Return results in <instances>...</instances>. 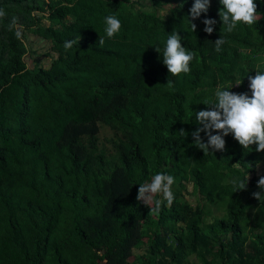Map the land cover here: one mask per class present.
Instances as JSON below:
<instances>
[{
	"label": "trees",
	"instance_id": "16d2710c",
	"mask_svg": "<svg viewBox=\"0 0 264 264\" xmlns=\"http://www.w3.org/2000/svg\"><path fill=\"white\" fill-rule=\"evenodd\" d=\"M256 3L257 22L227 33L220 0L198 18L194 0H0V264H264V203L253 196L264 152L228 134L225 150L205 155L191 135L217 87L242 82L228 90L251 95L249 77L264 70ZM108 15L122 22L113 38ZM173 30L196 53L188 74L172 76L156 50ZM29 33L49 42L50 66L26 62ZM158 172L175 178V199L149 214L138 189ZM248 175L235 191L232 179Z\"/></svg>",
	"mask_w": 264,
	"mask_h": 264
},
{
	"label": "clouds",
	"instance_id": "9594fccd",
	"mask_svg": "<svg viewBox=\"0 0 264 264\" xmlns=\"http://www.w3.org/2000/svg\"><path fill=\"white\" fill-rule=\"evenodd\" d=\"M222 7L219 9V16L223 21V31L227 33L233 32L239 24L252 26L258 19V5L256 0H220ZM211 5V0H194V4L190 9L192 18H198L201 13H207ZM70 6V5H68ZM183 7V5H181ZM175 8V5L168 4L164 10L166 16ZM6 15L3 9H0V17ZM13 20V25H15ZM204 31L211 34L214 31L213 25L216 23L214 19H205ZM105 33L108 38L115 37L122 28V22L115 15L105 17ZM197 25L191 23V29L196 31ZM17 37L21 35L20 31L16 32ZM80 41V37L78 38ZM182 37L179 31L173 30L168 34L163 50L157 47V51L163 56V63L167 66L168 72L172 76L180 74H188L191 71V62L196 58V53L189 50L182 44ZM76 40L65 41L64 47L66 50L71 49L76 43ZM105 38L100 36L98 44L103 46ZM226 43L225 38L221 37L214 41L216 52L222 50V46ZM255 76H250L251 95L247 92L229 91L234 85H239L242 82H237L228 87H217L214 92V98L202 101L209 105V108L195 112L196 122L201 125L191 133L194 138L193 143L202 149L205 155L211 150L223 151L226 148L225 137L232 134L234 139L244 149L251 148L256 145V151L264 152V70L259 66L256 68ZM172 81L168 80L171 85ZM216 130L217 134H213ZM206 132L207 142L201 137V133ZM180 137H186L188 132L181 129ZM249 175L241 179L235 177L231 183L235 191L243 190L247 187ZM175 183V178L167 173L158 172L151 177L150 182L140 184L138 189L137 200L150 206L149 214H159L161 205L164 201L170 207L174 202L175 196L172 191V186ZM258 188L264 190V176H261L257 181ZM159 195L162 199L155 200V206L151 207L153 197ZM253 196L264 203V192L257 191Z\"/></svg>",
	"mask_w": 264,
	"mask_h": 264
},
{
	"label": "rangeland",
	"instance_id": "374dc122",
	"mask_svg": "<svg viewBox=\"0 0 264 264\" xmlns=\"http://www.w3.org/2000/svg\"><path fill=\"white\" fill-rule=\"evenodd\" d=\"M27 44H28V51L25 55V60L30 67L37 65H42L45 67L50 66L51 58L49 54L52 53L49 47V42L47 40L42 39L41 37L29 33L27 35ZM51 52V53H50ZM53 54V53H52ZM114 136L113 131L110 127L106 125H101V131L99 134L100 138V145L106 147V149H112V138ZM190 194L187 195V198L193 203L196 204L198 202V197L196 194L193 193L192 184H189ZM214 214H222V212L218 211L215 207H213ZM212 220V216L208 218ZM145 247V246H144ZM145 249H137V253L144 252Z\"/></svg>",
	"mask_w": 264,
	"mask_h": 264
}]
</instances>
